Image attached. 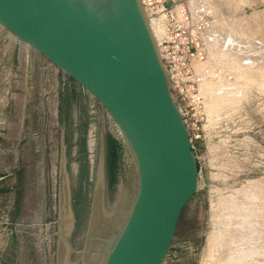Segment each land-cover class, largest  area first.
<instances>
[{
  "label": "rangeland",
  "instance_id": "1",
  "mask_svg": "<svg viewBox=\"0 0 264 264\" xmlns=\"http://www.w3.org/2000/svg\"><path fill=\"white\" fill-rule=\"evenodd\" d=\"M148 2L146 14L156 22L161 2ZM176 5L186 11L184 32L195 19L204 21L205 55L171 71L173 99L189 131L197 174L162 264H218L212 235L238 212L233 205L226 212L224 204L245 198L251 209L241 213V222L264 230V0H178ZM158 21L161 28L153 22L157 43L166 33L165 21ZM168 36L170 45L178 42L175 31ZM236 39L256 45L253 56L248 51L253 59L230 47ZM241 67L250 79L239 78ZM233 87L241 98L223 97ZM111 124L95 97L0 21V264L98 263L97 244L84 262L74 254L68 258L64 203L68 193L75 220L70 240L82 249L100 164L107 206L121 185L129 200L132 167ZM252 248L245 264H264V244Z\"/></svg>",
  "mask_w": 264,
  "mask_h": 264
},
{
  "label": "water",
  "instance_id": "2",
  "mask_svg": "<svg viewBox=\"0 0 264 264\" xmlns=\"http://www.w3.org/2000/svg\"><path fill=\"white\" fill-rule=\"evenodd\" d=\"M0 21L102 104L131 163V196L121 185L111 207L99 165L82 249L66 193L68 258L97 244V264H162L197 168L142 0H0Z\"/></svg>",
  "mask_w": 264,
  "mask_h": 264
},
{
  "label": "bare ground",
  "instance_id": "3",
  "mask_svg": "<svg viewBox=\"0 0 264 264\" xmlns=\"http://www.w3.org/2000/svg\"><path fill=\"white\" fill-rule=\"evenodd\" d=\"M147 16H149V15H147ZM158 19L156 21L157 23L154 20H153V22H155L157 24V26L159 28H161V22H159ZM148 22H149L150 29H151V31H152L155 39H156V35L158 34V36H159V31L157 33V29H156L157 27L153 26L152 19L150 21H148ZM157 39H156V41H157ZM238 42L233 41L232 44L233 43L234 44L233 45L230 44V47L232 46V49H236V50L240 49V51L243 50L242 52L245 54V56L247 54L248 55L250 54V52H248L249 50L253 51V52L251 51L252 52V55L250 54L251 56H253V53L256 52V51L254 52V50H255L254 48L256 47V45L253 47V45H252L253 43L250 44V43H248V41L246 43L245 42H239L238 43ZM243 53L241 55H243ZM250 55H249V57H250ZM245 56H244V60H245ZM257 56H258V54H257ZM250 58H252V57H250ZM248 60H249V58L246 59L245 61H248ZM244 64H246V63H244ZM235 65H238V64L235 63ZM232 67H233L232 68V70H233L234 69V65H232ZM236 69H237V73L236 74L239 76V78L246 79V80L251 78L250 77L251 73H249V71L247 69H245L243 67H241L239 69L236 68ZM234 72H236V71L234 70ZM234 72H232L233 75H235ZM234 88H236V87H233L231 89L229 88V90L228 89L224 90L223 91V97H229L230 98V97H233V96H237V94L239 96L240 95L239 93L241 91L238 93L239 89H237V88L234 89ZM238 88H240V87H238ZM243 91H244V89H243ZM241 94H242V92H241ZM244 95H246V94H244ZM108 116H109V114H108ZM109 118H110V121L112 122L111 125H113L114 132H117V137L121 138L122 136H121V133H120L118 127L116 126L115 122L112 120V118L110 116H109ZM234 200H236V199H234ZM232 201H230V202H232ZM244 201H245V198H241L240 200H236L235 202H233L231 204L229 202V204L227 203V205L224 204L222 206V209L225 210L226 212L228 210L232 209V208L237 209L238 212L234 216L232 215V217H230V219L228 221H224L226 223H224V224H222V226H220L219 232L215 233V234H217V233L219 234V235L217 234L218 238L216 237L215 234L212 235V236L215 237V241L213 240V238H212V240L214 242L217 241L218 242L217 247L219 246V248H218L219 250L218 251L216 250V252H218L217 253V258H216L217 259L216 261L218 262V264H245L251 258L250 256H251V253L253 251V248H252L253 245H255V244L257 245V243L264 244V230L256 229L255 227H252L251 224H249V223L246 224V223L241 222V221H244L242 219V216H240L241 213L243 211L251 209V207H246L248 202H244ZM248 205H249V203H248ZM231 206H232V208H231ZM109 212H111V211H109ZM216 214H218V213H216ZM226 217H228V215H226ZM224 220H227V219H225V217H224ZM225 227H228V229L225 230ZM64 236L66 237L67 235H63L62 236V240H63ZM214 254H215V252H214ZM213 260H215V259H213ZM211 261H212V258H211ZM217 262H215V263H217Z\"/></svg>",
  "mask_w": 264,
  "mask_h": 264
},
{
  "label": "built area",
  "instance_id": "4",
  "mask_svg": "<svg viewBox=\"0 0 264 264\" xmlns=\"http://www.w3.org/2000/svg\"><path fill=\"white\" fill-rule=\"evenodd\" d=\"M177 1L178 0H160V8H158V10L156 9L157 12L155 13L156 18H160L161 21L163 20V23L165 21L164 29H166V33L164 32V37L157 44L161 59L168 72L171 86V71L175 68V66L177 68V66L189 64V62L191 64L192 62L195 63V61L198 60L201 61L205 55L203 48L204 21L201 20L200 22L199 20L195 19L193 25H191V29H188L186 27V32H184L182 22L184 23L188 19L185 8H183L181 5H179L178 7L176 5ZM142 3L144 9L147 8V13L150 14L148 5H150L151 2L149 3L148 0H142ZM183 15L186 16L184 19L181 17ZM173 22L174 26L172 25ZM187 23H189V21ZM169 28H172V31H170ZM173 31H175V38L178 37V42H176L175 45H170V40L173 39L168 35ZM193 63L191 64V66L193 65Z\"/></svg>",
  "mask_w": 264,
  "mask_h": 264
}]
</instances>
